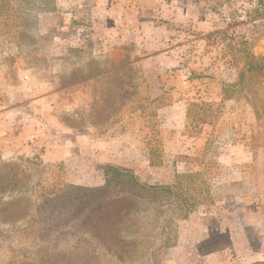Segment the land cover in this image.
Wrapping results in <instances>:
<instances>
[{
  "label": "rangeland",
  "instance_id": "374dc122",
  "mask_svg": "<svg viewBox=\"0 0 264 264\" xmlns=\"http://www.w3.org/2000/svg\"><path fill=\"white\" fill-rule=\"evenodd\" d=\"M40 2L34 26L0 20V264H264V79L239 77L264 56V0ZM87 141L106 148L91 160ZM117 161L208 186L170 249L129 193L79 204ZM59 182L79 197L41 205Z\"/></svg>",
  "mask_w": 264,
  "mask_h": 264
},
{
  "label": "trees",
  "instance_id": "16d2710c",
  "mask_svg": "<svg viewBox=\"0 0 264 264\" xmlns=\"http://www.w3.org/2000/svg\"><path fill=\"white\" fill-rule=\"evenodd\" d=\"M41 0H0V20L6 11V19L11 23L14 29L24 30V24L21 22L23 11L34 26L37 24L38 15L41 12ZM40 2V3H39ZM27 10V11H26ZM26 17V14L24 15ZM232 44V43H231ZM235 48L233 44L230 46ZM250 62L247 63V70H241L239 77L243 80V74L248 77L245 82L251 78L257 80L258 77L264 79V56L256 58L251 54L247 55ZM260 83L259 81H257ZM164 164L163 151L159 148L148 149L147 169L161 168ZM141 172L121 168L114 164H105L102 167V183L97 188H92L89 193L79 199V204L91 202V196L104 195L111 193H129L140 203L150 208L157 224L155 242L158 241V249L168 250L176 240V223L188 218L200 205V200L210 199L209 188L204 182L200 181L201 175L193 174H175L171 172L170 178L165 182L144 181ZM5 182V181H4ZM12 179L6 183H1L0 190L9 187ZM201 185V186H200ZM204 185V187H202ZM65 183L60 182L43 189L41 198L48 207H57L65 201L73 202L79 196L72 195L68 191ZM68 192V194H67ZM85 199V200H83ZM1 202V199H0ZM8 203V202H7ZM7 203H2L6 207Z\"/></svg>",
  "mask_w": 264,
  "mask_h": 264
},
{
  "label": "crops",
  "instance_id": "0c3cea01",
  "mask_svg": "<svg viewBox=\"0 0 264 264\" xmlns=\"http://www.w3.org/2000/svg\"><path fill=\"white\" fill-rule=\"evenodd\" d=\"M183 107H184V105L181 104V108H183ZM169 110H170L169 112L170 113H173V114L171 116L166 115L165 118H167L166 120L169 122L170 127H173L172 126V124H173L172 122H174L175 119H179V120L181 119L182 120V119H185V117H186V111H185V109L184 110H180V104L179 103L174 104L173 107H170ZM161 112H164V110L163 111H160L159 114ZM97 142H99V141H91V142L90 141H87L86 148H85L86 150L85 151H86V154H87L88 158L91 159V160H94V159L97 158V156L94 155V153L97 151L98 146H103L104 149L106 148L104 146V144L106 143V141H103L102 144L97 143ZM117 142H119V141H117ZM113 144H115L114 141H110L109 142L110 148H114V145ZM117 149L118 148L116 147V148L112 149V151L117 150ZM124 162H127V160L124 159ZM143 162H145V166L148 165V156L147 155H146V157H143ZM110 163L111 164L112 163L113 164H116L118 166L127 167L125 165H122L118 161L117 162H110Z\"/></svg>",
  "mask_w": 264,
  "mask_h": 264
}]
</instances>
